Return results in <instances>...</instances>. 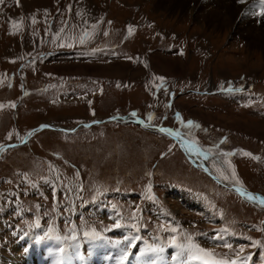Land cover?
I'll return each instance as SVG.
<instances>
[{
  "label": "rangeland",
  "instance_id": "374dc122",
  "mask_svg": "<svg viewBox=\"0 0 264 264\" xmlns=\"http://www.w3.org/2000/svg\"><path fill=\"white\" fill-rule=\"evenodd\" d=\"M192 5L182 13L156 0H0V264L49 240L64 264H85L98 241L117 264L125 237H139L125 264H170L181 246L187 264H264V205L234 189L264 197V46L249 47L233 26L216 29ZM51 52L60 53L39 58ZM31 57L39 60L17 72ZM133 112L155 125L193 118L186 138L205 150L193 153L207 173L169 138L113 120ZM49 123L77 131L26 138ZM190 244L214 255L193 250L200 258L189 259Z\"/></svg>",
  "mask_w": 264,
  "mask_h": 264
},
{
  "label": "bare ground",
  "instance_id": "6f19581e",
  "mask_svg": "<svg viewBox=\"0 0 264 264\" xmlns=\"http://www.w3.org/2000/svg\"><path fill=\"white\" fill-rule=\"evenodd\" d=\"M191 1H195L193 5ZM219 3L225 6L219 8L218 6L220 5ZM236 4H237V0H156L157 8H163L165 10H169L172 12L182 11V13H185L186 10L189 8V6L192 5L194 6L193 9H194L195 17L206 19L207 23L209 24L211 23V25L213 24L212 26H214L216 29L225 25L233 26L236 30V33L239 36H242L246 39V41L248 42L247 45L249 47L252 46L253 49L255 48L260 49V44L264 46V16L259 15L261 11L260 0H246L240 2L239 7L236 6ZM35 6L36 5L34 4L33 7ZM227 6L234 7V12L226 13V11L229 10ZM244 11H247L246 17H243ZM22 14L23 12L19 13L18 16L20 15L22 16ZM221 29H223V27ZM177 140H180L181 142L184 141L180 138L178 139V137ZM183 148H185V146H183ZM189 155L191 161L194 160L196 161V164L198 165L201 164V162L195 159L193 154L189 152ZM202 166L204 167V171L208 170L207 167H205L204 165ZM234 189L240 191L238 188H234ZM243 195L248 196L247 194H243ZM180 196L182 198L180 199V201H185L188 205H190L189 207L196 208V210H200V211H202L203 209L207 210L202 203L195 200L187 199L185 195H180ZM252 200L254 201L255 199ZM204 215L207 216L208 214H204ZM50 243L51 240L46 242L33 241L31 244L32 245L31 251L21 255L17 254V252L20 250L15 248L13 258H11V260L9 261H6L4 264H54V262L56 261V258H54V254L48 253L47 251V247L50 245ZM104 250L105 252H103ZM86 251L88 253L86 252L87 258H85V264H113L111 263L110 260H108V257H106V253L108 251L107 246L101 243L100 241L91 244L90 247L86 248ZM143 260H145L144 257L142 258V260L140 259V257L135 258L132 261H130V264L132 263L144 264ZM174 263L177 264L176 261H173L170 264H174ZM75 264H77V262ZM156 264H166V263L161 261H156Z\"/></svg>",
  "mask_w": 264,
  "mask_h": 264
},
{
  "label": "snow or ice",
  "instance_id": "6c2138e0",
  "mask_svg": "<svg viewBox=\"0 0 264 264\" xmlns=\"http://www.w3.org/2000/svg\"><path fill=\"white\" fill-rule=\"evenodd\" d=\"M241 2H243V0H241ZM260 5H261V11H260L259 15L264 16V0H260ZM105 35H107V33H105ZM88 37H89V33L85 32L80 37V43L81 44L85 43L86 40L88 39ZM60 46L63 47L65 45L61 44ZM67 46L71 47L72 45L69 44ZM227 91L231 92V91H235V89L229 88V89H227ZM12 107H15V105H12ZM130 115L135 116L136 113L133 112ZM188 124L191 125L192 122L189 121ZM159 130L161 132H167L168 131L167 129H164V128H161ZM195 151H196L197 155H200V151L199 150H195ZM223 155L227 156V155H231V153H224ZM205 158H207V157H205ZM217 171H220V169L218 168ZM221 176H222V178L224 180H228L229 179V177L227 175H224L223 172H221ZM232 179H235L234 173H233ZM248 198L249 199H260V203L264 204V198H255V197H252V196H249ZM115 227L119 228V227H121V225L119 223H117V224H115ZM173 231H175V229H173ZM85 235L87 236L88 233H85ZM97 236H98L97 233H92V237L93 238H96ZM57 239H58V237H57ZM138 239H139V237H134L132 239H129L128 237H125V240L127 241V245L128 246L126 248H121L120 254L117 257V264H125V262L128 260V257H129V254H130V249H131L132 246H134V241L138 240ZM173 239H175V238H173ZM117 244L119 245L120 242L117 241ZM224 246L227 247V248H231V245H228V244H225ZM181 249L182 250L180 252H178L177 254L172 256V260L176 261L177 264H187V261H181L180 260V257L182 255H184V250H183L182 246H181ZM193 250L196 253L202 254L203 257L211 258L214 255V253L207 252L204 249L199 248L195 244H190L189 248L187 249L188 258L189 259H199L200 258V256H194V255L191 254ZM58 251L61 254V256H60V258L56 259L54 264H64V257H63L64 249L63 248H59ZM149 251L154 252V253H162L164 251V249L163 248H155V247H153V248H150ZM241 251H243V250L241 249ZM152 264H156V262L153 261ZM205 264H244V258L243 257H238L237 259H232V260H229V259H215V260L209 259V260L205 261Z\"/></svg>",
  "mask_w": 264,
  "mask_h": 264
}]
</instances>
